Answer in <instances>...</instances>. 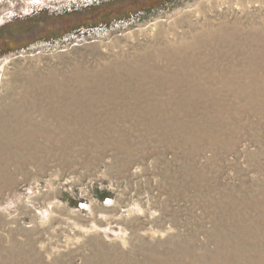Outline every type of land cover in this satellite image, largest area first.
Returning a JSON list of instances; mask_svg holds the SVG:
<instances>
[{"label": "rangeland", "instance_id": "374dc122", "mask_svg": "<svg viewBox=\"0 0 264 264\" xmlns=\"http://www.w3.org/2000/svg\"><path fill=\"white\" fill-rule=\"evenodd\" d=\"M234 24L264 28V0H0V96L14 80L66 77L166 40H190L208 26ZM238 97L223 96L210 110L229 116L231 142L219 149L209 140L183 154L149 142L145 154L108 148L88 159V151L74 147L70 160L56 151L45 155L54 160L36 156L21 171L11 168L12 182L0 191V252L32 251L40 264L61 254V264H86L93 236L120 243L125 236L127 246L139 232L149 241L165 238L164 230L190 235L201 225L219 228L225 222H215L216 215L234 205L242 214L257 197L251 185L261 179L264 187V155L250 158L264 150V98ZM189 160L191 172L202 170L201 183L189 185V176L178 190V169ZM204 229L197 240L207 238Z\"/></svg>", "mask_w": 264, "mask_h": 264}, {"label": "bare ground", "instance_id": "6f19581e", "mask_svg": "<svg viewBox=\"0 0 264 264\" xmlns=\"http://www.w3.org/2000/svg\"><path fill=\"white\" fill-rule=\"evenodd\" d=\"M189 39L166 40L62 78L14 80L0 96V191L12 182L11 168L21 171L24 162L36 156L54 160L45 155L56 151L66 154L64 161L70 160L74 147L88 151L89 159L108 148L145 154L151 151L144 150L149 142L173 145L183 154L196 152L209 140L217 149L230 143L229 116L210 110L220 106L217 101L223 96L264 98V28L208 26L189 34ZM203 100H210L211 106L202 105ZM260 155L264 150L250 158ZM124 157L128 156L124 153ZM190 162L178 169V190L189 176L194 177L189 185L201 183L202 170L191 172ZM251 187V195L264 196L261 179ZM257 197L252 196L244 214L238 212L240 205L231 202L232 208L216 215L215 222H225L216 229L201 225L190 235L164 230L165 238L149 241L132 231L136 237L127 246L125 236L121 243L93 236L87 242L92 253L82 260L86 264H264L256 257L264 254V200ZM199 229L207 237L203 241L197 240ZM104 230L108 233V228ZM0 253V264H40L32 251L28 253L33 256ZM60 258L58 254L41 264H61Z\"/></svg>", "mask_w": 264, "mask_h": 264}, {"label": "crops", "instance_id": "0c3cea01", "mask_svg": "<svg viewBox=\"0 0 264 264\" xmlns=\"http://www.w3.org/2000/svg\"><path fill=\"white\" fill-rule=\"evenodd\" d=\"M108 201H110V200H108ZM108 201H107V202H108Z\"/></svg>", "mask_w": 264, "mask_h": 264}]
</instances>
